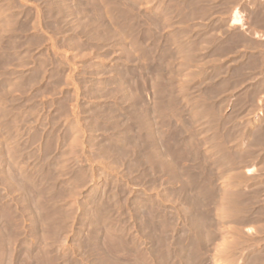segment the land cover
I'll use <instances>...</instances> for the list:
<instances>
[{"label": "rangeland", "instance_id": "obj_1", "mask_svg": "<svg viewBox=\"0 0 264 264\" xmlns=\"http://www.w3.org/2000/svg\"><path fill=\"white\" fill-rule=\"evenodd\" d=\"M263 19L0 0V264H264Z\"/></svg>", "mask_w": 264, "mask_h": 264}, {"label": "bare ground", "instance_id": "obj_2", "mask_svg": "<svg viewBox=\"0 0 264 264\" xmlns=\"http://www.w3.org/2000/svg\"><path fill=\"white\" fill-rule=\"evenodd\" d=\"M233 3V2H232ZM258 7V6H257ZM237 12V11H236ZM234 13V15H233V22H235L236 24H241V22H242V20L243 19H241V17L242 16H240L241 14L240 13ZM261 18H263V17H261ZM260 18V19H261ZM256 19V18H255ZM264 20V19H263ZM255 22V21H254ZM263 22V21H262ZM255 24V23H254ZM258 24V23H257ZM259 24H261V22L259 23ZM179 201V200H178ZM184 201V200H183ZM182 202V201H181ZM20 209V208H19ZM8 210V209H7ZM145 214V213H144ZM1 216V215H0ZM198 216V215H197ZM150 220V219H149ZM17 221V220H16ZM191 222V221H190ZM199 231V230H198ZM1 248V247H0ZM220 262H221V260H220Z\"/></svg>", "mask_w": 264, "mask_h": 264}]
</instances>
